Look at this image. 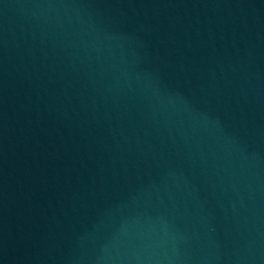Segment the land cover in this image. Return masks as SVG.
<instances>
[{
	"label": "water",
	"instance_id": "water-1",
	"mask_svg": "<svg viewBox=\"0 0 264 264\" xmlns=\"http://www.w3.org/2000/svg\"><path fill=\"white\" fill-rule=\"evenodd\" d=\"M0 264H264V0H0Z\"/></svg>",
	"mask_w": 264,
	"mask_h": 264
}]
</instances>
